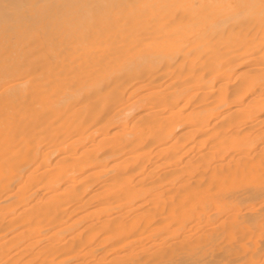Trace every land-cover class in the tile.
Here are the masks:
<instances>
[{"label": "bare ground", "instance_id": "1", "mask_svg": "<svg viewBox=\"0 0 264 264\" xmlns=\"http://www.w3.org/2000/svg\"><path fill=\"white\" fill-rule=\"evenodd\" d=\"M0 264H264V0H0Z\"/></svg>", "mask_w": 264, "mask_h": 264}]
</instances>
